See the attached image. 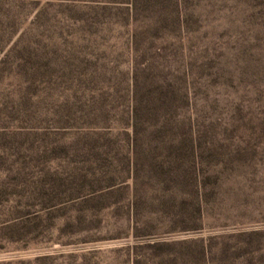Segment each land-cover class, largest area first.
I'll list each match as a JSON object with an SVG mask.
<instances>
[{
  "label": "rangeland",
  "instance_id": "rangeland-1",
  "mask_svg": "<svg viewBox=\"0 0 264 264\" xmlns=\"http://www.w3.org/2000/svg\"><path fill=\"white\" fill-rule=\"evenodd\" d=\"M0 264H264V0H0Z\"/></svg>",
  "mask_w": 264,
  "mask_h": 264
}]
</instances>
